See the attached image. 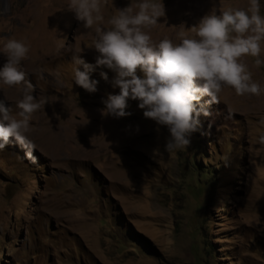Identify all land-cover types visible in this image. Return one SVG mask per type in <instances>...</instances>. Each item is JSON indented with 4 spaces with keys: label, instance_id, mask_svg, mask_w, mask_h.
Returning a JSON list of instances; mask_svg holds the SVG:
<instances>
[{
    "label": "rangeland",
    "instance_id": "374dc122",
    "mask_svg": "<svg viewBox=\"0 0 264 264\" xmlns=\"http://www.w3.org/2000/svg\"><path fill=\"white\" fill-rule=\"evenodd\" d=\"M136 2L104 0V20L91 29L68 0H8L0 15V37L29 45L22 66L45 101L31 119L33 159L15 143L0 150V264H264V93L224 88L191 144L169 153L166 128L158 132L138 101L128 102L131 116H102V100L119 92L110 69L92 73L95 93L74 82L72 57L95 64V28H110L116 10ZM163 2L156 41L178 39L179 26H195L214 8L248 5ZM243 59L264 87V64ZM21 96L18 86H0L13 114Z\"/></svg>",
    "mask_w": 264,
    "mask_h": 264
},
{
    "label": "clouds",
    "instance_id": "9594fccd",
    "mask_svg": "<svg viewBox=\"0 0 264 264\" xmlns=\"http://www.w3.org/2000/svg\"><path fill=\"white\" fill-rule=\"evenodd\" d=\"M103 2L68 0L67 9L84 29H91L104 20ZM8 10V0H0V15ZM165 14L163 0H137L134 5L117 9L108 21L110 28H95L92 47L99 53L95 64L79 54L72 60L75 84L89 93L98 90L99 81L91 78L98 66L115 74L110 83L119 92L102 100V116H131L126 110L128 102L138 101L144 118L154 121L158 132L166 128L164 150L171 153L191 144L192 136L200 131V117L212 114L209 108L220 102L224 88L233 89L237 96L259 97L264 93L243 59L255 58L256 67L264 64V15L260 0H248L246 8L228 7L220 9L219 14L214 8L195 26H179L178 39L164 36L153 40L151 30ZM29 51L24 40L0 37V54L4 57L0 86H18L22 90L15 114L13 107L6 105L7 98L0 99V150L15 143L33 159L35 145L28 135L31 119L45 101L34 95V85L22 66ZM100 76L109 81L107 72L101 71ZM135 130L139 132L138 125ZM258 142L264 144V134Z\"/></svg>",
    "mask_w": 264,
    "mask_h": 264
},
{
    "label": "trees",
    "instance_id": "16d2710c",
    "mask_svg": "<svg viewBox=\"0 0 264 264\" xmlns=\"http://www.w3.org/2000/svg\"><path fill=\"white\" fill-rule=\"evenodd\" d=\"M208 174H211V172L209 171Z\"/></svg>",
    "mask_w": 264,
    "mask_h": 264
}]
</instances>
